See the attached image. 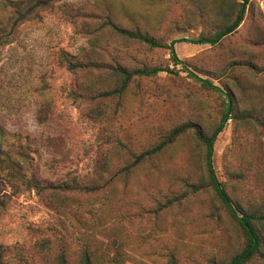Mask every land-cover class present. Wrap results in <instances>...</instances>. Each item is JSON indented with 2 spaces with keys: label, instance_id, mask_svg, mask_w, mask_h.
<instances>
[{
  "label": "rangeland",
  "instance_id": "374dc122",
  "mask_svg": "<svg viewBox=\"0 0 264 264\" xmlns=\"http://www.w3.org/2000/svg\"><path fill=\"white\" fill-rule=\"evenodd\" d=\"M0 0V26L12 20ZM242 0H53L0 46V153L29 156L19 172L40 186L75 179L95 193L38 194L0 171V250L5 261L75 264L84 246L121 252L123 264H223L244 247L238 225L207 185L206 149L191 131L131 173L132 154L157 145L177 126L197 125L210 137L225 98L189 78L177 60L234 97L241 120L216 135L211 163L218 182L243 211L264 213V0H249L239 29L216 46L194 44L217 26V15ZM160 44L116 35L109 26ZM65 54L84 62L168 69L135 78L120 95L105 68L69 72ZM2 158V156H0ZM107 168L103 169V164ZM203 187L191 193L181 182ZM264 238V222L260 224ZM113 249V250H114ZM249 264H264L254 259Z\"/></svg>",
  "mask_w": 264,
  "mask_h": 264
},
{
  "label": "trees",
  "instance_id": "16d2710c",
  "mask_svg": "<svg viewBox=\"0 0 264 264\" xmlns=\"http://www.w3.org/2000/svg\"><path fill=\"white\" fill-rule=\"evenodd\" d=\"M53 0H27V1H18L12 2V20L10 25L0 26V46H5L10 44L13 41L14 31L23 23L33 20L37 17V13L46 8ZM249 3V0H242L239 5V10L236 12L235 17L231 19V11H233L232 6H227L224 10L220 11L221 13L217 15L216 22L217 26H212L210 31L200 32L197 39L193 40L194 44L200 45H209L216 46L226 37L234 34L240 27L243 21V15L245 12V6ZM105 25L118 36L124 37L126 39L135 40L144 43L149 48L158 49L160 44L153 39L149 38L146 35L127 31L121 29L114 25L109 20L106 21ZM169 50L171 61L175 65H181L182 70L187 74L189 78L199 82L203 88L214 90L216 93L223 95L226 104L225 111L222 116V120L218 127L215 129L213 134L208 137L197 125L186 124L177 126L174 129L170 130L168 134L162 139L157 145L141 152L138 155L132 154V161L129 164H125L123 168L119 170V175H127L139 165L142 161L148 160L159 154L166 147L173 144L181 135L185 134L188 131H191L194 138L201 142L206 149V171L208 176L207 185L213 190L214 194L217 196L220 201L225 213L227 216L238 225V229L242 233L244 240V247L238 253H236L230 260L224 262L223 264H249L255 258L261 262H264V238L261 234L260 224L264 222V213H253L252 211H243L235 202L228 196L224 185L221 182H218L211 163L212 155V146L213 141L216 135L220 132L223 123L227 120H241L244 118L243 115L235 114L236 103L234 102V97L224 90L214 87L211 82L207 79L200 78L196 72L191 70L189 66L181 63L177 60L175 52L172 46L167 48ZM62 65L72 73L77 71H88L95 70L100 71V69L105 68L109 71L110 77L115 79L114 89H111L104 92L102 96L106 97L107 95H120L127 84L135 78H151L159 74L160 72L169 71L168 69L161 68H134L128 70L120 65H106L98 64L94 62H84L80 59L71 58L65 54H62L60 57ZM237 113V112H236ZM0 156V171H6V177L8 181L12 184L16 183L17 180L20 183L28 188H33L38 194H42L45 190H54L63 193H95L100 191L103 186H98L94 184L82 185L78 183L75 179L63 182L58 185H48L40 186L38 182L24 177L19 172L18 160L25 162L29 159V156L23 149L20 147L12 151H1ZM18 159L17 161L14 160ZM107 168V163L103 164V169ZM183 185L191 191V193H196L202 188V185L190 184L188 180H181ZM107 252L99 253L98 251H89V248L84 246L81 254L76 259L75 264H123V257L121 252L118 250L115 251L112 245L108 247ZM114 249V250H113ZM17 260L20 261V264H29L21 256L17 257ZM0 264H10L5 261L3 256V251L0 250ZM14 264H16L14 262ZM55 264H68L66 262L65 256L62 254L57 259ZM168 264H176L175 261L171 258Z\"/></svg>",
  "mask_w": 264,
  "mask_h": 264
}]
</instances>
